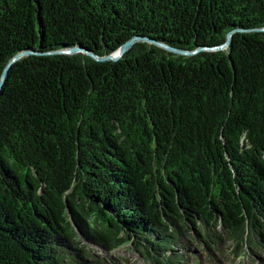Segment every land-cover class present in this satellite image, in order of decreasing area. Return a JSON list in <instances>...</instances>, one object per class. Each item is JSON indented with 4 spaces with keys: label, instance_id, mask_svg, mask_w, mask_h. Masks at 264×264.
<instances>
[{
    "label": "trees",
    "instance_id": "obj_1",
    "mask_svg": "<svg viewBox=\"0 0 264 264\" xmlns=\"http://www.w3.org/2000/svg\"><path fill=\"white\" fill-rule=\"evenodd\" d=\"M208 1L0 0V78L23 51L105 56L135 35L195 51L264 27V0ZM128 242L149 264L264 263V33L11 68L0 264H126L111 253Z\"/></svg>",
    "mask_w": 264,
    "mask_h": 264
},
{
    "label": "water",
    "instance_id": "obj_2",
    "mask_svg": "<svg viewBox=\"0 0 264 264\" xmlns=\"http://www.w3.org/2000/svg\"><path fill=\"white\" fill-rule=\"evenodd\" d=\"M209 0L208 2H210ZM201 2V1H200ZM238 33H244V34H249V33H264V27L263 28H256V29H251V30H244V29H236L230 31L226 35V42L218 47H213V48H198L195 51H187V50H182L178 49L175 47H172L164 42H160L154 38H150L147 36H140V35H135L132 38L128 39L125 41L117 50L114 52L105 55V56H99L95 54L93 51L87 49V48H82V47H73V48H68L63 51H56V52H49L45 54H40V53H34L32 51H23L14 56L8 64L5 66L4 71L1 75L0 78V94L2 92V89L4 87V84L6 82V79L9 75V72L11 68L13 67L14 64L19 62L25 57L31 56V55H66V56H73L77 54H84L93 60H95L98 63H118L120 62L129 52L133 50V48L138 45V44H147L150 46H154L157 48H160L170 54L177 55V56H185V57H191L195 56L201 52H218V51H226L231 45L233 38L236 34Z\"/></svg>",
    "mask_w": 264,
    "mask_h": 264
},
{
    "label": "rangeland",
    "instance_id": "obj_3",
    "mask_svg": "<svg viewBox=\"0 0 264 264\" xmlns=\"http://www.w3.org/2000/svg\"><path fill=\"white\" fill-rule=\"evenodd\" d=\"M90 248L95 253L102 254V252L98 251V249L95 250L93 247ZM225 255V264H264L260 261H257L256 259L254 262H249L247 259L236 257V255H234V253H232L230 250H228ZM111 256L126 260V264H149L145 258H143L134 250L130 242L120 247L116 252L111 253Z\"/></svg>",
    "mask_w": 264,
    "mask_h": 264
}]
</instances>
